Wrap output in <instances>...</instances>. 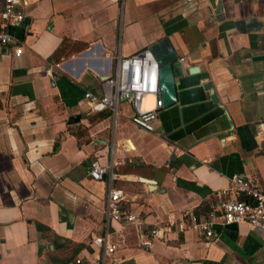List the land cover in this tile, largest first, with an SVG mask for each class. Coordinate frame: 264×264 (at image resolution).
<instances>
[{
  "label": "crops",
  "instance_id": "0c3cea01",
  "mask_svg": "<svg viewBox=\"0 0 264 264\" xmlns=\"http://www.w3.org/2000/svg\"><path fill=\"white\" fill-rule=\"evenodd\" d=\"M26 1L7 27L21 51L0 45V264L94 261L111 184L150 227L239 196L234 174L264 186V0ZM161 39L177 54V100L154 129L130 121L128 101L90 119L99 111L83 92L109 91L117 56ZM93 159L116 178H92ZM111 231L104 264H264V228L247 222L217 223L212 236L173 229L150 247L132 223Z\"/></svg>",
  "mask_w": 264,
  "mask_h": 264
},
{
  "label": "built area",
  "instance_id": "2783aa9c",
  "mask_svg": "<svg viewBox=\"0 0 264 264\" xmlns=\"http://www.w3.org/2000/svg\"><path fill=\"white\" fill-rule=\"evenodd\" d=\"M26 0H4L0 11V45H15L16 51L21 46L15 42L14 36L8 26L18 25L25 19L23 5ZM182 63L184 58H179ZM158 59L150 48L140 49L132 54H120L116 58L113 71L108 75L107 81L111 89L103 95L91 91H84L83 97L88 103V112L109 109L113 116L119 112L122 101H128L133 107L130 121L139 128L147 131L154 129L158 111L163 107L158 81ZM146 97H152V105L146 104ZM89 174L94 179H114L116 173L108 163L102 164L97 159L90 163ZM233 191L245 197L226 196L220 203L212 207L206 216L198 217L194 213L188 214V221L183 216L178 220H168L164 224L154 225L149 233L143 230V220L133 211L127 210L123 205L124 190L110 185L107 191L104 208V229L99 234H93L90 242L97 248V257L93 260H84L77 256L73 264H104L106 259L117 249L118 243L112 237L111 223L134 224L140 235V243L150 247L155 236L163 237L174 230L184 231L193 227L207 236L214 234V225L217 223L247 222L264 228V186H259L246 177L233 175ZM226 191H222L224 195Z\"/></svg>",
  "mask_w": 264,
  "mask_h": 264
},
{
  "label": "water",
  "instance_id": "95a60500",
  "mask_svg": "<svg viewBox=\"0 0 264 264\" xmlns=\"http://www.w3.org/2000/svg\"><path fill=\"white\" fill-rule=\"evenodd\" d=\"M153 54L158 59V81L160 96L162 98L163 106L170 105L177 100L176 81L174 74V62L177 60V54L173 50L168 39H161L150 47ZM51 74L54 75L55 71L52 70ZM106 78V76L104 77ZM210 87V85L208 84ZM212 99H216L214 91H211ZM80 115L71 116L70 122H76ZM143 181H150V179L141 177Z\"/></svg>",
  "mask_w": 264,
  "mask_h": 264
},
{
  "label": "trees",
  "instance_id": "16d2710c",
  "mask_svg": "<svg viewBox=\"0 0 264 264\" xmlns=\"http://www.w3.org/2000/svg\"><path fill=\"white\" fill-rule=\"evenodd\" d=\"M107 115H109V110H101V111H99L98 112V114H97V116H94V117H90L89 116V118L90 119H92V118H103V117H105V116H107ZM56 146H57V144L55 145V148H56ZM239 197L240 198H244L245 196L243 195V194H240L239 195ZM198 210L195 208L194 209V212L198 215V212H197ZM150 226H145V225H143V230L146 232V233H149V231H150ZM41 249H42V247L39 245V248H38V251L40 252L41 251ZM75 258V257H74ZM74 258L72 259V260H74ZM69 260L70 259H63V261H61L62 263H65V262H69ZM60 264V263H59Z\"/></svg>",
  "mask_w": 264,
  "mask_h": 264
}]
</instances>
